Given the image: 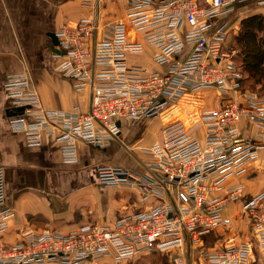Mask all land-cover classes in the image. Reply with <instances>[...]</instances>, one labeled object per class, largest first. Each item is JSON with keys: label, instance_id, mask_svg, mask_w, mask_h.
<instances>
[{"label": "built area", "instance_id": "built-area-1", "mask_svg": "<svg viewBox=\"0 0 264 264\" xmlns=\"http://www.w3.org/2000/svg\"><path fill=\"white\" fill-rule=\"evenodd\" d=\"M126 2L124 20L101 27L98 4L83 0L81 8L92 16L54 33L57 69L74 92H90L88 111L46 109L26 73L10 74L3 92L21 111L7 125L30 148L52 140L62 164L76 166L80 144L107 148L122 122L165 120L160 141L142 150L140 170L98 167L94 172L98 186L136 188L144 202L158 204L110 224H87L66 234L26 232L7 244L2 238L13 213L6 206V173L0 166V264H122L184 249L200 250L195 264H264V190L245 195L244 185L227 186L264 164V99L244 89L237 51L227 49L232 20H224L240 3L264 6V0ZM145 45L156 51L153 63L164 70L130 64V55H141ZM204 92L215 93L220 106L205 107ZM237 202L252 240L220 241L208 251L211 236L232 230L225 212ZM176 264H188V258Z\"/></svg>", "mask_w": 264, "mask_h": 264}, {"label": "crops", "instance_id": "crops-1", "mask_svg": "<svg viewBox=\"0 0 264 264\" xmlns=\"http://www.w3.org/2000/svg\"><path fill=\"white\" fill-rule=\"evenodd\" d=\"M82 2L0 0V166L6 173V206L13 213L9 231L2 238L7 244L17 243L26 232L66 234L87 224H110L122 214L149 210L158 204L156 199L144 202L136 188H102L94 182V172L98 167L140 170L142 150L160 141L165 120H141L133 125L122 122L118 138L107 148L80 144V160L76 166L62 164L58 146L52 140L45 139L42 146L30 148L22 134L9 132V119L20 111L9 104L3 92L4 81L10 74L26 73L31 88L39 94L46 109L70 111L80 106L83 112L88 111L90 92H74L57 69L60 60L55 56L50 37L64 25L92 16V12L81 8ZM95 4H98L101 27L124 20L126 0H95ZM189 51L187 48L181 58ZM155 53L151 46L145 45L144 52L136 56H143L144 62H132L134 55H130L129 62L152 71L164 70L163 66L153 63ZM200 98H205V107L206 100H211L208 108L220 106L213 92H204ZM261 159L264 161V152ZM250 176L251 171L239 180L232 178L227 186L244 185L245 195L262 192L264 181L252 189ZM128 192L140 197V203L125 201ZM241 207V202L227 207L225 215L233 220L234 226L228 232L218 231L212 236L215 241L247 239L244 235L249 233V228Z\"/></svg>", "mask_w": 264, "mask_h": 264}, {"label": "rangeland", "instance_id": "rangeland-1", "mask_svg": "<svg viewBox=\"0 0 264 264\" xmlns=\"http://www.w3.org/2000/svg\"><path fill=\"white\" fill-rule=\"evenodd\" d=\"M249 4L250 7H246L245 5ZM251 18V23H245ZM253 18V19H252ZM232 20V26L233 29L230 32L227 49L229 51H237L235 60L240 66V69L244 75V89L248 90L250 93L256 94L259 98L264 99V82L260 85H256L250 78V75L247 74V71L245 70L243 64H242V58L243 55L241 54V48L245 46L244 42H240L242 37L246 35V33H252L256 36V42L257 44H260L263 49V57H264V6H258L255 3H249V2H243L237 5L235 12L232 14V16H226L224 18L225 21ZM132 62L134 61L143 63L144 59L142 57H132L130 59ZM211 100H206L205 105L208 106L211 105ZM192 103H188L186 108H189V106ZM191 129L194 131L195 134L201 136L202 132L201 129L197 126L195 123H191ZM149 129V128H148ZM147 133H149V130H146ZM258 170H252L250 179H252L250 187L252 189H255L257 184H261L264 181V164L262 163ZM242 177H236V180L241 179ZM235 179V178H233ZM94 182L98 185L97 178L94 176ZM127 199L125 201H130V203L138 204L140 203V197H138L136 194L127 193L125 195ZM129 197V198H128ZM244 237H247V239L252 240L251 235L249 233L245 234ZM212 237L209 240H207L206 249H212L215 247L216 243H218L219 239H216ZM200 256V250H197L195 254L190 253L188 249L182 250H174L171 252L166 253H154L150 255H142L139 256L131 261L124 262L122 264H176L177 261L180 259H184L185 257L188 258V264H195L199 261ZM192 259V260H191ZM103 264H112L110 262L103 263Z\"/></svg>", "mask_w": 264, "mask_h": 264}, {"label": "trees", "instance_id": "trees-1", "mask_svg": "<svg viewBox=\"0 0 264 264\" xmlns=\"http://www.w3.org/2000/svg\"><path fill=\"white\" fill-rule=\"evenodd\" d=\"M245 23H251V18ZM240 42L245 43V46L240 49L243 55L242 64L247 74L250 75L251 80L256 85H260L264 82V57L262 46L257 44L255 34L249 33V31L242 37ZM242 83L244 85V80Z\"/></svg>", "mask_w": 264, "mask_h": 264}, {"label": "water", "instance_id": "water-1", "mask_svg": "<svg viewBox=\"0 0 264 264\" xmlns=\"http://www.w3.org/2000/svg\"><path fill=\"white\" fill-rule=\"evenodd\" d=\"M50 37H51V39H52V44H53V46H57V44H58V41H57V39H56L55 35H54V34H52ZM20 111H21V109H20Z\"/></svg>", "mask_w": 264, "mask_h": 264}]
</instances>
